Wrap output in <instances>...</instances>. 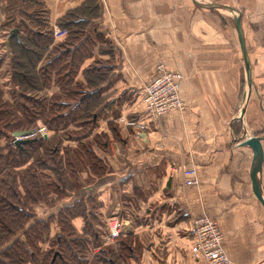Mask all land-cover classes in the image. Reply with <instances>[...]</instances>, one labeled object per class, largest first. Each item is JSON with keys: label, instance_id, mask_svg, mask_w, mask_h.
I'll use <instances>...</instances> for the list:
<instances>
[{"label": "crops", "instance_id": "obj_1", "mask_svg": "<svg viewBox=\"0 0 264 264\" xmlns=\"http://www.w3.org/2000/svg\"><path fill=\"white\" fill-rule=\"evenodd\" d=\"M197 1L237 8L249 77L233 14L224 7L194 0H0L4 96L32 86L36 89H27L28 94L69 102L57 82L46 81V55L56 57L74 45L73 51L82 55L70 86L80 85L91 104L96 101L85 138L106 163L98 177L82 173L92 188L87 194L99 202L91 198L88 206L97 227H103L105 213L125 219L138 240L130 264H208L189 251L188 229L201 215L216 221L232 264H264V205L250 177L252 149L240 144L256 135L264 147V0ZM77 22H84L85 35L73 44ZM13 27H18V39L8 40ZM51 27L45 45L43 36ZM28 36L36 42L27 48L34 52L28 72L19 75L14 69L8 81L6 72L17 61L16 44ZM158 63L182 74L184 105L148 119L137 130L124 120L139 118L143 84ZM60 111L72 115L70 109ZM188 167L195 169L196 183L185 182ZM83 192L70 193L42 212L38 206L37 214L54 213ZM72 224L81 232L84 220L77 216Z\"/></svg>", "mask_w": 264, "mask_h": 264}, {"label": "trees", "instance_id": "obj_2", "mask_svg": "<svg viewBox=\"0 0 264 264\" xmlns=\"http://www.w3.org/2000/svg\"><path fill=\"white\" fill-rule=\"evenodd\" d=\"M77 23V35L70 43L85 35L84 22ZM65 29L66 34H73ZM52 31L53 27L43 36L45 45L51 40L47 34H53ZM30 34L40 33L31 30ZM35 43L28 36L16 44L17 61L6 72L8 81L12 80L14 69L19 75L28 72L27 64L34 52L27 48ZM74 49L75 45L62 48L56 57L51 52L46 55L50 64L45 71L46 81L57 82L69 102L58 103L59 98L28 94L27 89H36L32 86L11 89L7 97L0 83V264H130L136 254L137 236L127 229L115 240L102 244L103 227L95 225L96 216L88 206L92 197L87 193L92 188L82 173L87 171L98 177L105 171L106 163L93 149L91 140L85 138L96 101L91 104L89 94L80 85L70 86L82 56ZM64 109H70L72 115L64 116L60 111ZM37 119L47 125L50 136L21 146L13 143L12 132L34 127ZM62 137L74 144L64 142ZM101 141L99 138L98 142ZM80 189L83 194L72 203L58 207L54 213L37 214L38 206L43 209L41 212L52 208ZM92 199L99 203L95 195ZM111 215L105 213L103 226ZM77 216L84 220L81 232L72 224Z\"/></svg>", "mask_w": 264, "mask_h": 264}, {"label": "built area", "instance_id": "obj_3", "mask_svg": "<svg viewBox=\"0 0 264 264\" xmlns=\"http://www.w3.org/2000/svg\"><path fill=\"white\" fill-rule=\"evenodd\" d=\"M181 77L182 74L179 71L167 69L162 63H158L154 74L143 84L142 112L139 118L125 119V124L142 130L147 126L148 119H155L171 108L181 109L184 105L179 92ZM47 134V126L39 123L27 130L25 134L12 137V140L39 138L47 136ZM183 173L186 176V183L197 182L194 168L188 167L184 169ZM125 228L124 218L111 215L105 220L101 236L104 242H110L122 234ZM188 233L192 239L189 251L193 259H200L208 264H232L222 247V233L212 217L201 215L194 218Z\"/></svg>", "mask_w": 264, "mask_h": 264}, {"label": "water", "instance_id": "obj_4", "mask_svg": "<svg viewBox=\"0 0 264 264\" xmlns=\"http://www.w3.org/2000/svg\"><path fill=\"white\" fill-rule=\"evenodd\" d=\"M196 4L200 6H205V7H224L229 9L234 17V22L235 26L238 32V38L239 42L242 48V54L244 57V61L246 64V71H247V77H249L248 73V58L246 56L245 50H244V39H243V34L241 30V25H240V14L237 8L226 5V4H218V3H209V2H201L194 0ZM12 37H15L18 39V27H13L11 28L9 34H8V40H10ZM26 132L24 130H14L12 132L13 136H20L25 134ZM34 139V138H33ZM32 138H21V139H16L14 143L17 146H21L26 142H30L33 140ZM243 140L240 142L241 145H248L251 147L253 155H252V162H251V167H250V177L252 180L253 188H254V193L258 200L261 202L262 205H264V194H262L261 191V169H262V162H264V147H262L261 144V139L262 137L256 136V135H250L249 137H244L242 138Z\"/></svg>", "mask_w": 264, "mask_h": 264}, {"label": "rangeland", "instance_id": "obj_5", "mask_svg": "<svg viewBox=\"0 0 264 264\" xmlns=\"http://www.w3.org/2000/svg\"><path fill=\"white\" fill-rule=\"evenodd\" d=\"M43 124H45V123H43ZM46 125V124H45ZM47 126V125H46ZM48 128V127H47ZM49 129V128H48ZM71 131H74L72 128L70 129ZM84 129H82L81 131H83ZM48 133H49V130H48ZM60 134H62V133H60ZM58 138H59V136H58Z\"/></svg>", "mask_w": 264, "mask_h": 264}]
</instances>
